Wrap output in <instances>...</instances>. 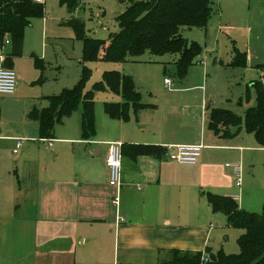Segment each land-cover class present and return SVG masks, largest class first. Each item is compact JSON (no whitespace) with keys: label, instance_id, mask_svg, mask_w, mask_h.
I'll list each match as a JSON object with an SVG mask.
<instances>
[{"label":"crops","instance_id":"0c3cea01","mask_svg":"<svg viewBox=\"0 0 264 264\" xmlns=\"http://www.w3.org/2000/svg\"><path fill=\"white\" fill-rule=\"evenodd\" d=\"M222 1L208 21L219 39L207 66H191L178 77L177 87L165 76L163 86L170 94L162 106L141 95L146 106L131 108L126 119L98 114L96 133L89 139L81 137L79 109L55 125L51 138L41 137L38 122L28 118L33 108L49 106V97L60 88L54 82L57 69L50 53L58 44L47 28L49 18L32 20L22 54L9 62L17 87L13 94H0V264H163L170 249L216 251L211 237L231 226L223 213L212 210L206 194L229 196L243 208L242 184H234L225 165L234 164L237 156L241 161L250 150L264 151L243 123L238 130L221 125L219 132L207 124L211 108L232 111L231 88L238 89L236 94L242 91L238 80L264 76L262 32L255 34L254 47L252 34L264 22V0L254 3L257 19L252 24L251 11L241 1ZM9 49L10 42L0 46L4 61ZM234 49L246 53L245 66L230 64ZM239 68L243 77L231 72ZM251 71L255 74L248 76ZM210 76L222 80L217 94L207 90ZM256 81L250 86L255 88ZM177 97L183 105L175 104ZM113 141L124 143L118 206L112 203L105 164ZM133 144L154 145L161 152L135 155ZM180 144L203 145L197 163L167 157Z\"/></svg>","mask_w":264,"mask_h":264},{"label":"trees","instance_id":"16d2710c","mask_svg":"<svg viewBox=\"0 0 264 264\" xmlns=\"http://www.w3.org/2000/svg\"><path fill=\"white\" fill-rule=\"evenodd\" d=\"M126 8L116 16L118 30L108 40L91 37L85 33L82 22L76 18L67 24L73 28L77 38L83 42V62L101 57L114 62H140L145 52L152 55H177L174 62L177 77L183 78L194 60L200 56L201 47L196 42L186 43L181 29L204 28L212 16L215 0H129ZM69 12H73L81 0H60ZM44 3L32 0H0V46L9 39L10 49L4 65L22 54L24 32L32 20L44 16ZM232 66H245L246 53L234 49ZM39 64L38 59L35 60ZM90 70L82 65L79 84L73 88H63L57 95L49 97V106L33 108L28 118L38 122L41 137H53L55 125L63 116L80 110L81 137L89 139L96 133L93 90L84 91V81ZM166 73V72H165ZM108 87L121 94L122 101L105 102L104 111L111 118L126 119L131 108L145 107L141 93L135 89L134 81L128 74L109 70L103 74ZM102 82L94 84L100 88ZM256 104L245 111L244 117L236 116L231 110L213 107L209 111L208 127L215 132L221 125L232 124L236 130L241 124L252 132L257 143L264 147V81L255 82ZM124 143H122L123 155ZM135 155H157L160 147L133 144ZM207 201L215 212L226 216L227 224L242 230L237 237L238 253H225L222 249L212 252L170 249V257L163 264H264V203L260 212L248 211L239 207L229 196L206 194ZM208 259H202L203 254Z\"/></svg>","mask_w":264,"mask_h":264},{"label":"rangeland","instance_id":"374dc122","mask_svg":"<svg viewBox=\"0 0 264 264\" xmlns=\"http://www.w3.org/2000/svg\"><path fill=\"white\" fill-rule=\"evenodd\" d=\"M239 1L244 4L243 6L245 9H250L251 16H253V18L251 17V24L254 23L257 19L253 8L254 3L257 1L263 2V0ZM129 3V0H81L79 6L73 12H69L67 7L61 4L60 0H44V17L49 18L47 28L51 36H55L58 44V48H55L52 50V53H50L53 58V64L57 69V76L54 82L57 86H60L56 94H59L63 88H73L77 86L81 77L82 65H85L90 70V73L84 81L83 90H93L95 119L98 114L101 116L104 115L106 118L107 115L104 111L105 102H118L122 100L121 94L110 89L103 81V74L109 70H116L121 74L130 75L134 81L135 89L137 88V91H141L142 100L145 102H155L160 104V106L165 103L170 94V91L163 86L164 77L169 76L172 79L173 87H177L180 81L174 72V62L177 59V55L173 54L157 56L145 52L140 62H114L104 60L101 57L93 61L83 62V42L76 37L73 28L70 27L67 22L72 18H76L82 22L86 34L102 40H108L110 35L118 30L115 20L116 16L121 13ZM223 3L224 0L222 1V5ZM214 9L215 11L219 10L218 0H215ZM211 17L210 20L212 19ZM42 18L43 17L37 19L40 20ZM263 25L264 22L258 30L253 29L252 31L253 47L257 31L258 35L262 32V36L259 38V42L262 45V41L264 40ZM215 27V25H212V22H209L204 28L193 27L190 29H181V35L187 44L196 42L201 47V57L198 56L191 66L204 67L207 66V61L211 60V49L219 39V31ZM221 49H224V47H221ZM260 54L264 59L263 46ZM208 57L209 59L207 60L206 58ZM232 70V74L237 77H240L243 73V69L241 68L236 70V72ZM257 72H261V70ZM253 74H255V72L251 71L248 76ZM241 77H243V74ZM256 80L264 81V76L257 73L255 76H252V78L245 79L243 77L242 80H238L242 86L240 94H236L238 91L236 87L231 88L235 98L231 106L232 112L237 115H244L243 113L247 106L255 105V88L250 85ZM98 82H102L103 84L100 88L93 89L94 84ZM206 82L208 84L207 90H211L215 94L221 91L222 80L220 77L210 76ZM174 101L176 105H183L180 104L182 101L180 97H177ZM72 113L73 112L63 116L61 121L65 117L72 116ZM242 128H244V126ZM237 159L238 156L231 163L237 162ZM241 161L239 162L243 170V209L260 212L261 206L264 203V151L250 150L241 158ZM237 231L241 232V229L232 226L229 227V229L222 230L219 236L213 235L211 237L210 245L212 244L216 251L217 247L223 250L224 246L225 249H234V252L231 253H238L237 236H233V232Z\"/></svg>","mask_w":264,"mask_h":264},{"label":"built area","instance_id":"2783aa9c","mask_svg":"<svg viewBox=\"0 0 264 264\" xmlns=\"http://www.w3.org/2000/svg\"><path fill=\"white\" fill-rule=\"evenodd\" d=\"M36 3H44V0H32ZM9 40H4L3 44H8ZM165 86L167 88L171 87L170 78L164 80ZM18 84L17 76L15 71L11 67L4 65V55H0V94L10 95L13 94ZM48 146L52 145L53 140L48 139ZM22 140L19 139L16 142L15 148L12 150L13 153L17 152L20 147ZM203 145L201 144H180L176 146V150L168 154V158L180 164H195L200 157V153ZM105 164L107 168V182L110 187L114 189V195L112 198V203L114 206L119 205L120 192L122 188L121 180V167H122V142L113 141L109 144V150L105 158ZM231 168V174L236 186H241L243 170L240 163L225 165ZM118 221H123V218H118ZM202 259L206 261L208 259V254H203Z\"/></svg>","mask_w":264,"mask_h":264}]
</instances>
